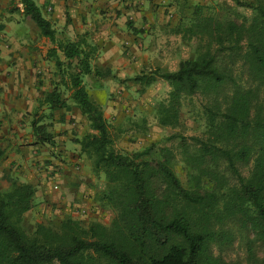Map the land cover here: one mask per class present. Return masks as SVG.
<instances>
[{
    "label": "trees",
    "instance_id": "obj_1",
    "mask_svg": "<svg viewBox=\"0 0 264 264\" xmlns=\"http://www.w3.org/2000/svg\"><path fill=\"white\" fill-rule=\"evenodd\" d=\"M232 1L250 9V18L236 11L221 18L192 6L176 34L193 43V56L175 71L131 79L141 91L158 79L168 84L167 98L154 108L163 128L181 127L184 107L197 110L202 134L177 135L183 183L171 147L150 145L130 154L115 149L102 108L83 83L109 74L93 66L97 48L87 35L59 39L34 0H18L52 45L47 56L55 80L41 103L51 112L72 104L84 117L89 131L75 142L91 173L103 178L98 200L112 217L104 225L66 216L28 230L23 221L35 188L12 179L0 189V264H227L220 253L238 235L246 238L248 259L264 264V0ZM31 128L36 143L53 145L39 121ZM256 248L263 251L260 259Z\"/></svg>",
    "mask_w": 264,
    "mask_h": 264
},
{
    "label": "crops",
    "instance_id": "obj_2",
    "mask_svg": "<svg viewBox=\"0 0 264 264\" xmlns=\"http://www.w3.org/2000/svg\"><path fill=\"white\" fill-rule=\"evenodd\" d=\"M174 2L37 0L35 3L40 11L43 8L50 15L45 18L55 25L59 39L73 40L87 35L88 42L97 48L92 64L109 72L105 76L109 84L131 79L155 59L161 60L158 53L162 46L170 45L172 38L180 36L176 34L180 16L172 13ZM22 12L18 0H0V150L3 152L0 178L5 183L17 179L34 186V206L29 213H42L44 209L47 212V207H54L55 212L66 213L65 216L87 224L99 215L95 203L98 178L83 168L88 160L79 155V146L67 145L63 132L70 126L54 125L52 146L36 143L32 128L25 124L33 115L49 110L41 101L52 89L55 69L53 60L47 56L52 45ZM70 105L60 110L66 119L71 113ZM73 114L76 119L82 117L77 108ZM27 144L32 152L25 153Z\"/></svg>",
    "mask_w": 264,
    "mask_h": 264
},
{
    "label": "rangeland",
    "instance_id": "obj_3",
    "mask_svg": "<svg viewBox=\"0 0 264 264\" xmlns=\"http://www.w3.org/2000/svg\"><path fill=\"white\" fill-rule=\"evenodd\" d=\"M34 1L37 2V0ZM172 5H175V10L172 11V13H176L180 17L188 16L191 12V7L195 5L212 9V11L221 18L231 15L233 11L247 18L251 16L250 9L237 7L232 0H175ZM41 13L46 18L50 16L43 11V8H41ZM53 26L55 25L53 24ZM175 39H178L179 42ZM169 43L170 45L166 47L162 46L161 51L158 53L161 60L157 61V59H155L152 65L149 64L143 67L138 71L137 75L149 72L151 74V72L156 69L163 72L173 71L177 68L180 60L189 59L193 56L192 42H183L181 37L176 35ZM131 79L106 84L108 77L105 76L100 79L84 77L83 82L92 100L102 108L104 117L109 123L115 139V149L120 153L130 154L141 151L150 145L171 147L176 155L174 170L179 179L184 183L185 172L178 153L177 135L181 134L189 138L198 137L202 134V120L196 115L197 110L184 107L181 113L182 126L176 129L163 128L159 126L156 121L154 108L158 102L167 98L169 92L168 84L158 79L155 83L141 91L142 87L132 82ZM197 102L198 100L196 101V106L198 107L199 103ZM70 106L72 109L68 119L63 115L61 116L60 113L62 111L60 110H54L52 112L46 110L45 112L42 111V113L33 115L25 124L31 127L33 121H39V125L44 126L52 137L56 131L54 125H68L70 128L64 130L63 133L68 143L67 145L72 146V144H76L75 141L87 133L89 129L84 117L76 119V116L73 114L76 107L72 104ZM58 131L61 132L62 129ZM30 146V144L24 145L25 153L32 152V150H29ZM52 153L53 152H50V154ZM84 167L91 171L89 161L83 168ZM244 172H246V170H244ZM11 180L12 179L5 183L4 180L0 178V189L8 188ZM96 187L97 193L100 194L105 187L102 177L98 178ZM99 194L96 195L97 197L95 196V203L98 207L99 215L98 218H94L93 220L107 225L111 220L112 214L108 209L101 206L98 200ZM47 208V212L44 209L42 213H26L23 221L24 227L28 230H32L35 224L38 223L36 219H39V223H50L66 217V213L55 212L54 207ZM248 238L251 239L252 235H249ZM245 242V236L238 235L232 246L220 253L224 262L227 264H253L247 257ZM255 253L257 259L263 257L261 248H256ZM215 254L218 255L219 252L215 251Z\"/></svg>",
    "mask_w": 264,
    "mask_h": 264
},
{
    "label": "built area",
    "instance_id": "obj_4",
    "mask_svg": "<svg viewBox=\"0 0 264 264\" xmlns=\"http://www.w3.org/2000/svg\"><path fill=\"white\" fill-rule=\"evenodd\" d=\"M53 188H54V190H57V186H54Z\"/></svg>",
    "mask_w": 264,
    "mask_h": 264
}]
</instances>
